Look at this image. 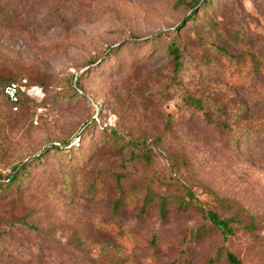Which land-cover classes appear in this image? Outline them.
Masks as SVG:
<instances>
[{"label":"rangeland","instance_id":"1","mask_svg":"<svg viewBox=\"0 0 264 264\" xmlns=\"http://www.w3.org/2000/svg\"><path fill=\"white\" fill-rule=\"evenodd\" d=\"M190 2L0 0V81L28 79L41 93L15 109L0 85L1 182L48 153L0 197V264H208L223 242L264 264V137L245 152L218 128L264 117V0H216L194 28ZM71 78L83 89L61 97ZM67 140L72 158L51 151ZM184 187L252 230L192 245L199 215L141 211L148 193ZM120 195L135 199L115 208Z\"/></svg>","mask_w":264,"mask_h":264},{"label":"trees","instance_id":"2","mask_svg":"<svg viewBox=\"0 0 264 264\" xmlns=\"http://www.w3.org/2000/svg\"><path fill=\"white\" fill-rule=\"evenodd\" d=\"M216 0H192L189 3L188 8L191 10L189 14V22L194 27H197L202 24V22H210L211 18L207 14V8L214 7ZM202 13L201 20L198 17V14ZM183 25V22L180 26ZM216 50H219L217 46H214ZM167 53L172 59L175 69L181 70L183 67V47L177 39H173L168 43ZM257 65L254 63L253 66ZM25 80V79H24ZM29 86H38L29 81ZM12 82H20L23 80L16 81L13 79H1L0 85L4 86V95L5 88L8 84ZM83 86L79 78L76 80L71 78L69 82V88L67 91L60 93L61 97L75 98L79 95L78 91L82 90ZM6 97V95H5ZM7 101L15 108L19 109L21 106L28 102H32V98L22 94L19 103H11L6 97ZM191 103L197 108L202 109L203 101L200 98L189 97ZM222 112V108L217 107ZM230 120V121H229ZM218 128L224 131L229 138L231 145L236 149H243L245 152L255 151L257 148L261 151L260 142L264 137V117L257 122L246 121L244 118L239 116H234L233 118H225L218 123ZM116 134V133H115ZM71 141H63L62 145L54 146L51 151L58 152L67 159L72 158V152L77 151L73 149ZM259 151V152H260ZM48 153L40 154L36 159L37 161L42 160V156H46ZM74 160V159H73ZM37 161L32 162V164H24L21 166H16L13 169L12 174L7 176V179L1 182L2 176L0 175V197L8 194L11 189H19L20 185L24 183L25 179L30 176L31 167L37 164ZM68 180L65 177H62V182L64 184ZM94 187L92 186L89 192H92ZM209 196L213 198L215 203L220 207L231 210L230 201L227 199H220L217 194L213 191L208 192ZM134 197L129 198L128 196L120 195V197L113 202L115 208H119L123 203L130 204L134 201ZM156 207L160 216L163 219L167 218L168 213L174 212L176 214H185V213H196L199 215L203 222L191 227L190 231L187 232L186 238L188 239V244L200 245L208 238L221 235L223 240H227L229 236L235 233L237 228H244L249 231L252 230V224H245L241 220V212L235 213L230 218L222 217L216 210L215 205L210 204L206 201L200 200L195 195L194 191L188 187H184L181 191H175L171 193H159V192H150L144 198L141 206V211L143 213L147 212L150 208ZM236 225V226H235ZM1 235V234H0ZM221 257H225L228 264H244L242 259L234 253L225 242H223L216 255L209 259L208 264H216Z\"/></svg>","mask_w":264,"mask_h":264},{"label":"built area","instance_id":"3","mask_svg":"<svg viewBox=\"0 0 264 264\" xmlns=\"http://www.w3.org/2000/svg\"><path fill=\"white\" fill-rule=\"evenodd\" d=\"M39 91L38 87L29 86V82L25 79L22 83L12 82L8 84L5 88V95L11 103L17 104L19 103L22 94L33 98L37 95H41ZM40 111L42 110L40 109Z\"/></svg>","mask_w":264,"mask_h":264}]
</instances>
